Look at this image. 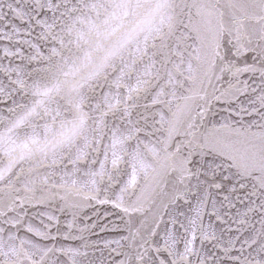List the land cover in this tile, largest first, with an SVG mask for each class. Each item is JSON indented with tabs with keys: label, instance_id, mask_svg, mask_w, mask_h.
<instances>
[{
	"label": "snow or ice",
	"instance_id": "6c2138e0",
	"mask_svg": "<svg viewBox=\"0 0 264 264\" xmlns=\"http://www.w3.org/2000/svg\"><path fill=\"white\" fill-rule=\"evenodd\" d=\"M0 264H264V0H0Z\"/></svg>",
	"mask_w": 264,
	"mask_h": 264
}]
</instances>
